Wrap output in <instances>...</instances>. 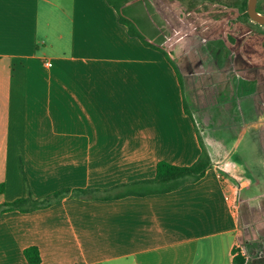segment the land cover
Here are the masks:
<instances>
[{
    "label": "crops",
    "instance_id": "crops-1",
    "mask_svg": "<svg viewBox=\"0 0 264 264\" xmlns=\"http://www.w3.org/2000/svg\"><path fill=\"white\" fill-rule=\"evenodd\" d=\"M201 43L197 70L185 53L172 63L131 37L107 0H0V208L151 179L161 161L194 164L203 143L184 79L197 84L200 72L236 84L243 126L256 128L264 99L242 73L250 57ZM208 155L205 176L170 193L71 192L31 213L0 209V264H29L28 247L40 264H232L242 221Z\"/></svg>",
    "mask_w": 264,
    "mask_h": 264
},
{
    "label": "rangeland",
    "instance_id": "rangeland-1",
    "mask_svg": "<svg viewBox=\"0 0 264 264\" xmlns=\"http://www.w3.org/2000/svg\"><path fill=\"white\" fill-rule=\"evenodd\" d=\"M111 1L133 31L152 44L163 47L168 43L172 53L167 52L174 59L185 53L197 70L202 69L201 59L208 55L202 40L216 46L219 42L217 48L226 54L250 57L253 64L243 67L246 70L242 73L253 75L256 66L258 91L264 99V26L240 17L242 0ZM258 6L264 14V0ZM198 76L197 84L184 79L187 108L206 151L227 175L226 187L235 197L242 221L238 245L247 264H260L264 257V106L258 99L257 127H244L236 84L216 73L200 72ZM202 78L211 80L212 85L201 89ZM242 107L247 115L248 106Z\"/></svg>",
    "mask_w": 264,
    "mask_h": 264
},
{
    "label": "trees",
    "instance_id": "trees-1",
    "mask_svg": "<svg viewBox=\"0 0 264 264\" xmlns=\"http://www.w3.org/2000/svg\"><path fill=\"white\" fill-rule=\"evenodd\" d=\"M112 5L120 18V22L128 27L129 35L140 40V42L149 48L163 53L167 59L172 62L169 53L165 48L152 44L148 39L133 31L129 22L123 17L122 12L118 6H116L111 0H107ZM248 0H242L239 5L240 17L249 19L247 13ZM259 13L261 9L257 6ZM173 63V62H172ZM211 167V160L202 144V153L198 160L190 166H176L167 162L161 161L156 166V174L151 179H145L140 181H134L126 184L117 185L109 190H86L76 189L73 192L70 189H64L55 192L53 195L44 199H36L32 195L28 197L17 199L16 201L2 206V211H19L22 213H31L38 210L46 209L54 204L60 202L63 198L72 196L80 199H99V200H112L119 199L126 196H145L149 194H164L179 190L187 185L194 184L201 180L207 170ZM2 191V186H0ZM111 191H117L115 194H109ZM105 193L104 195L97 196L99 193ZM24 256L29 264H40L42 261L40 251L37 247H28L24 250ZM233 262L232 264H247V257L243 251V248L236 245L232 249ZM260 264H264V257Z\"/></svg>",
    "mask_w": 264,
    "mask_h": 264
},
{
    "label": "water",
    "instance_id": "water-1",
    "mask_svg": "<svg viewBox=\"0 0 264 264\" xmlns=\"http://www.w3.org/2000/svg\"><path fill=\"white\" fill-rule=\"evenodd\" d=\"M259 0H248L247 13L252 22L264 26V14L259 13L257 10Z\"/></svg>",
    "mask_w": 264,
    "mask_h": 264
},
{
    "label": "flooded vegetation",
    "instance_id": "flooded-vegetation-1",
    "mask_svg": "<svg viewBox=\"0 0 264 264\" xmlns=\"http://www.w3.org/2000/svg\"><path fill=\"white\" fill-rule=\"evenodd\" d=\"M260 2V0L258 1V3ZM252 73H253V77H254V81H255V83L257 84V86H258V76L260 77V74H258L257 72H256V66H254L253 67V71H252Z\"/></svg>",
    "mask_w": 264,
    "mask_h": 264
},
{
    "label": "built area",
    "instance_id": "built-area-1",
    "mask_svg": "<svg viewBox=\"0 0 264 264\" xmlns=\"http://www.w3.org/2000/svg\"><path fill=\"white\" fill-rule=\"evenodd\" d=\"M46 66L47 67H52V63L48 62V63H46Z\"/></svg>",
    "mask_w": 264,
    "mask_h": 264
}]
</instances>
